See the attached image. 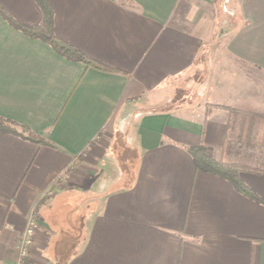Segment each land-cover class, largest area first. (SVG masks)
Segmentation results:
<instances>
[{"label":"crops","instance_id":"crops-1","mask_svg":"<svg viewBox=\"0 0 264 264\" xmlns=\"http://www.w3.org/2000/svg\"><path fill=\"white\" fill-rule=\"evenodd\" d=\"M47 1L55 35L116 72L0 16V118L52 145L0 132V264L31 220L26 264H264V175L240 174L256 202L188 153L236 162L228 111L206 104L264 114V0ZM0 8L41 22L33 0Z\"/></svg>","mask_w":264,"mask_h":264},{"label":"trees","instance_id":"trees-1","mask_svg":"<svg viewBox=\"0 0 264 264\" xmlns=\"http://www.w3.org/2000/svg\"><path fill=\"white\" fill-rule=\"evenodd\" d=\"M41 11V22L36 27H25L17 24L11 17L0 8V16L7 21L12 27L21 31L32 39H37L50 46L57 54L64 57L68 61L79 62L86 68L94 69L99 72L111 73L116 72L92 59L83 53L74 49L72 46L59 39L54 32L53 11L47 0H33ZM213 108H223L228 111L230 121L229 128L235 133L239 141L250 139L251 132L264 129V114H254L240 111L230 107L220 105H205V115ZM0 132L21 137L24 140L37 144L39 146L51 147L43 138L33 134L29 129L18 126L7 120L0 118ZM194 166L197 170L217 176L227 181L236 192L243 196L261 202L259 197L249 189L241 180L240 174H263L264 169L252 167L240 162H225L216 160L210 148L206 146H197L188 149Z\"/></svg>","mask_w":264,"mask_h":264},{"label":"rangeland","instance_id":"rangeland-1","mask_svg":"<svg viewBox=\"0 0 264 264\" xmlns=\"http://www.w3.org/2000/svg\"><path fill=\"white\" fill-rule=\"evenodd\" d=\"M227 4V3H226ZM225 4V6H226ZM228 14H222L220 19L218 20V26H225L224 18H230L231 12H227ZM230 13V14H229ZM229 15V16H228ZM221 20L225 21L221 23ZM250 139L239 141L236 138V141L239 142V145L234 144V155L227 159L228 161H236L240 163H244L246 165H250L252 167H257L264 169V129H259L258 132L254 131L249 134ZM236 142V143H237ZM227 162V161H225Z\"/></svg>","mask_w":264,"mask_h":264},{"label":"built area","instance_id":"built-area-1","mask_svg":"<svg viewBox=\"0 0 264 264\" xmlns=\"http://www.w3.org/2000/svg\"><path fill=\"white\" fill-rule=\"evenodd\" d=\"M36 221L31 220L18 239L16 252H17V264H26L29 258V250L33 242L35 234Z\"/></svg>","mask_w":264,"mask_h":264}]
</instances>
